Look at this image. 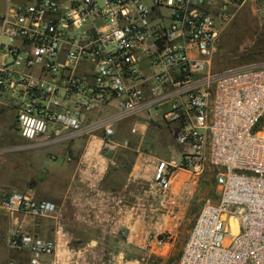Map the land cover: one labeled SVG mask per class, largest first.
Returning <instances> with one entry per match:
<instances>
[{
  "label": "built area",
  "instance_id": "obj_1",
  "mask_svg": "<svg viewBox=\"0 0 264 264\" xmlns=\"http://www.w3.org/2000/svg\"><path fill=\"white\" fill-rule=\"evenodd\" d=\"M7 1L0 107L15 112L20 136L45 147L100 135L115 156L130 145L118 140L124 122L148 116L130 128L136 135L161 119L182 158L157 161L158 189L167 193L179 171L212 170L219 191L201 202L178 264H264V65L212 66L222 24L249 0ZM0 209L57 212L19 192L0 196ZM6 241L30 264L57 254V241L21 229Z\"/></svg>",
  "mask_w": 264,
  "mask_h": 264
},
{
  "label": "crops",
  "instance_id": "obj_2",
  "mask_svg": "<svg viewBox=\"0 0 264 264\" xmlns=\"http://www.w3.org/2000/svg\"><path fill=\"white\" fill-rule=\"evenodd\" d=\"M141 116L136 123L148 121V116ZM158 123L163 122L159 119ZM148 128L140 126L136 135L129 131L131 137L119 132L118 140L127 139L130 145L115 156L102 151L100 135L46 146L62 150L63 161L58 163L59 155L50 150L43 179L15 159L12 153L19 151L15 143L1 146L0 196L19 192L54 203L57 212L52 218L33 219L0 209L4 239L0 247L8 256L0 264H30L29 252L13 250L7 244L16 229L57 241L56 256L45 257L42 264H140V249L144 252L146 247V224L162 217V194L153 181L155 164L159 159L179 162L182 158L180 146L166 148L169 141L164 142L160 132ZM4 170L10 177H1ZM177 207L182 209L180 203ZM181 214L178 211L177 217ZM133 253H137L136 258Z\"/></svg>",
  "mask_w": 264,
  "mask_h": 264
},
{
  "label": "rangeland",
  "instance_id": "obj_3",
  "mask_svg": "<svg viewBox=\"0 0 264 264\" xmlns=\"http://www.w3.org/2000/svg\"><path fill=\"white\" fill-rule=\"evenodd\" d=\"M7 5V0H0V17L6 11ZM249 65H264V0L247 1L231 20L222 24L212 54V66L217 71ZM140 117L142 116H139V119ZM135 121L136 119H130L121 125L122 136L131 137L129 131ZM15 122V112L0 107V147L15 143L19 150L12 153L15 159L21 165L31 167L38 175V179H43L45 164L51 160L48 154L50 150L59 155L58 163L63 161V151L46 146V148L31 146V143L20 137ZM4 124H11L8 132H5L8 125L2 127ZM148 129L155 133L160 132L163 140L169 141V144L165 143L166 148L177 145L171 125L153 123ZM4 171L1 177H10L9 171ZM218 192L212 170L202 176L179 171L171 189L167 193L161 192L163 199L161 220L146 224V247L144 252L140 249V264H178L181 248L187 241L201 202L206 197L217 199ZM179 203L182 205L181 210L177 207ZM178 211L182 213L179 217ZM132 257L136 258L137 253H133ZM7 258L6 249L0 247V260Z\"/></svg>",
  "mask_w": 264,
  "mask_h": 264
},
{
  "label": "bare ground",
  "instance_id": "obj_4",
  "mask_svg": "<svg viewBox=\"0 0 264 264\" xmlns=\"http://www.w3.org/2000/svg\"><path fill=\"white\" fill-rule=\"evenodd\" d=\"M231 228L233 234L238 233V221L235 218L231 219Z\"/></svg>",
  "mask_w": 264,
  "mask_h": 264
}]
</instances>
